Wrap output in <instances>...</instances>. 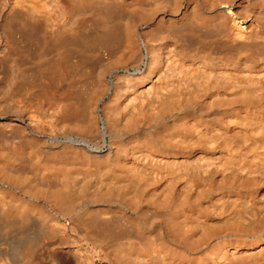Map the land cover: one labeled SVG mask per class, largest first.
<instances>
[{
    "label": "bare ground",
    "instance_id": "obj_1",
    "mask_svg": "<svg viewBox=\"0 0 264 264\" xmlns=\"http://www.w3.org/2000/svg\"><path fill=\"white\" fill-rule=\"evenodd\" d=\"M111 1L123 29L99 22L92 33L70 35L78 15L43 47L60 55L56 67L70 82L57 95L48 92L47 102L59 108L51 112L11 92L0 111L10 120L0 129L4 144L26 147L22 162L0 154V264H262L264 0H208L205 9L172 0L177 6L170 1L175 7L153 20L168 40L162 44L136 29L161 6ZM41 2L5 0L0 7L16 15L48 6ZM241 13L252 21L249 31L236 19ZM118 34L122 52L119 39L111 44ZM99 44L121 53L93 52ZM213 47L235 55L218 58ZM87 60L93 84L81 88L77 67ZM191 86H201L207 99ZM102 162L107 168L98 171Z\"/></svg>",
    "mask_w": 264,
    "mask_h": 264
},
{
    "label": "rangeland",
    "instance_id": "obj_2",
    "mask_svg": "<svg viewBox=\"0 0 264 264\" xmlns=\"http://www.w3.org/2000/svg\"><path fill=\"white\" fill-rule=\"evenodd\" d=\"M5 0H0V2H4ZM26 1V0H25ZM27 1H34L35 2V0H27ZM38 1V3H40L42 0H36V2ZM74 1V2H73ZM79 1V2H78ZM43 0L42 2H47V4H48V6H46L45 8L44 7H39V8H36V9H33V10H29V9H26V8H24L23 10H22V12L21 13H17L16 15L13 13V11L11 10V8H7V7H5V9L4 8H2V7H0V111H1V109H2V107L4 106V105H7V104H9L10 103V96H11V92H13V94L17 97V98H23V99H27V100H30L32 103H34L35 105H38V106H42V107H44V109H49L50 107H52V108H50V110L49 111H53L54 109H57V108H59V107H56L57 106V103L55 104V102L54 101H49L48 100V102H47V100H46V98L48 97V92H52V93H54V94H58V92H60L61 91V89L63 90V88L65 87H68V86H70V85H68L70 82H67V81H69L66 77V75H61V69H60V71L58 70V68L56 67V64L58 63L57 62V60L56 59H58V61H59V58H60V55H56V53L54 52V51H56L53 47L52 48H50V49H53L54 51L52 52V50L50 51V49L49 50H45L44 48H45V43L46 44H48L47 43V41H50V43L49 44H51V43H53V39L54 40H56L55 39V37H56V33L55 32H57L58 31V33H60V32H62L63 30H65L67 27H66V25H68V23L69 24H71V21L70 20H74V18H75V16H77V18H78V15H79V18L75 21V24L76 25H74L73 26V24H74V22H73V24H71V28H70V30H72V32H70V30L68 31V32H70V35L73 33V31H74V29H75V31H76V34H79V32L80 33H84V32H82V31H85V33H89V32H91L92 33V31H96V28L98 27V29H99V25H103V24H105V26H108V27H111V25L112 26H114V25H119V28L120 29H123V27H124V24H121L122 22L124 23L125 22V20L124 21H122V20H119L118 18H117V16L116 15H114L115 17H116V19L115 18H113L114 16H113V14H112V12L110 11V8H114V3H113V1H111V0H107V1H103V0H91L92 1V3H91V1L90 0ZM81 1V2H80ZM83 1L85 2V4H87L86 6H85V4H83ZM88 1H90V2H88ZM94 1H95V5H94ZM97 1V2H96ZM102 2V3H99V2ZM108 1H110V3L108 2ZM159 1V2H158ZM144 0L143 1V3H141V4H143L142 6H144L145 8L146 7H148V8H152V7H156V6H158V7H160V9H162V10H159L160 12H158V10L156 11L157 13H155V15H148L147 17H146V19H143V21L142 20H139L138 22H137V30L140 32V31H142L143 29H146L147 31L149 30V34H148V36H149V38H147V39H149V40H151L150 42H152L153 44H162V43H166V42H168V40L166 39V38H164L163 37V34H160L159 35V32H158V30H161L160 28V26H158V24L156 23V22H154L153 20L155 19V20H157V19H159L160 17H161V15H162V13L163 12H167V11H169L168 10V8L172 5V4H170V1L172 2V0H169V2L166 0ZM41 2V3H42ZM146 2H149V3H146ZM152 2H153V4H152ZM155 2H158L159 3V5H158V3H155ZM167 2V3H166ZM77 3H79V4H77ZM98 3V4H97ZM103 3H105V5H102ZM107 3H109V4H107ZM161 3H163V4H161ZM166 3V4H165ZM169 3V4H168ZM173 4H175V6H177V4L179 5V6H184L185 4L187 5V4H189L190 5V7H195V5H197L196 7H198L199 6V8L200 9H205L204 7H211V2L209 3V1L208 0H178V2H177V4H176V2L174 3V2H172ZM198 3V4H197ZM209 3V4H208ZM54 4H57V5H54ZM91 4V5H90ZM100 4V5H99ZM109 5V8L107 7V5ZM146 4H148V5H146ZM152 6H151V5ZM97 5H99L100 6V8H103L104 10H101L100 8H99V6H97ZM114 5V6H113ZM150 5V6H149ZM168 5H170V6H168ZM83 6H85V7H83ZM89 6V7H88ZM103 6V7H102ZM165 6V7H164ZM173 7H175L174 5H172ZM80 7V8H79ZM97 7V8H96ZM116 7V6H115ZM75 8V9H74ZM85 8V9H84ZM10 9V10H9ZM77 9V10H76ZM81 11H80V10ZM98 9V10H97ZM106 9V10H105ZM227 9H229V8H226V10ZM9 10V11H8ZM95 10V11H94ZM101 11V13L99 14L97 11ZM103 11V12H102ZM104 11H107V15L109 14V16H108V18H107V16H106V14L104 15L103 13H104ZM12 12V13H11ZM89 12V13H88ZM109 12V13H108ZM110 12H111V14H110ZM10 13V14H9ZM97 13H98V15H97ZM12 14V15H11ZM32 14V15H31ZM102 14V15H101ZM13 15H15L14 16V18L15 17H18L17 19L15 18V21H14V19H13V21H12V23L13 24H10L9 22H8V18H10L11 16H13ZM111 15V16H110ZM241 15L242 16H240V17H238L237 16V21H241V22H243V25H244V28L245 29H247L248 31L250 30V28H251V22L252 21H250V20H245V18H244V14L243 13H241ZM34 16V17H33ZM95 16V17H94ZM100 16V17H99ZM106 16V17H105ZM149 16H151L152 18H150ZM160 16V17H159ZM99 17V18H98ZM102 17V18H101ZM25 18V19H24ZM110 18V19H109ZM111 18H113V19H111ZM18 19H19V21H18ZM22 19L24 20V21H22ZM27 19H28V22H27ZM103 19V20H102ZM151 19V21L149 22V20ZM31 22H30V21ZM84 20H86V21H84ZM108 20H109V22H108ZM120 21V22H119ZM144 21H146V23L144 22ZM6 22V23H5ZM18 22V23H17ZM34 22V23H33ZM84 22H86V23H84ZM99 22H100V24H99ZM7 23H9V25H7ZM20 23V24H19ZM67 23V24H66ZM89 25H88V24ZM6 24V25H5ZM15 24V25H14ZM27 24V25H26ZM30 24H32L31 26H30ZM93 24V25H92ZM94 24H99V25H94ZM141 24V25H140ZM142 24L144 25V24H149L150 25V27L149 28H147V27H145V25L143 26V27H140V26H142ZM13 26V27H11V26ZM26 25V26H25ZM29 25V26H28ZM84 25H85V27H84ZM101 25V28L103 27ZM253 25V24H252ZM10 26L11 27V29L12 30H10L8 27ZM30 27V28H32L31 30H32V32H31V30L30 29H28V27ZM78 26V27H77ZM79 26L82 28V30H80L79 29ZM68 27H69V25H68ZM91 27V28H90ZM95 29H94V28ZM7 28V29H6ZM17 29V28H19L20 29V31H18V30H15V32H14V29ZM23 28V29H22ZM57 28V29H56ZM76 28H77V30H76ZM84 28H86V29H84ZM152 28V29H151ZM36 29H38V31L36 30ZM45 29V30H44ZM97 29V30H98ZM142 29V30H141ZM8 30V31H7ZM27 30H29V32L27 31ZM34 30V31H33ZM36 30V31H35ZM90 30H92V31H90ZM154 30V31H153ZM261 31H263L264 32V27H262L261 29H260ZM44 31V32H43ZM74 31V32H75ZM78 31V32H77ZM86 31H88V32H86ZM155 31H156V33H155ZM10 32V33H9ZM11 32H12V34H11ZM37 32V33H36ZM67 32V33H68ZM158 32V33H157ZM14 33V34H13ZM31 33H33V35H35V36H33ZM57 33V34H58ZM154 34L153 35V38H151L152 36H150V35H152V34ZM161 33V32H160ZM120 34V33H119ZM116 35V36H118V37H115L114 38V40L115 41H113V40H111L112 41V43L111 44H113V43H115L116 45H119L120 44V46H122V47H120L122 50H121V52L123 51V49H124V47H123V44L121 43L122 41H123V37L121 36V35ZM213 34V33H212ZM9 35H13V36H9ZM28 35V36H27ZM33 36V37H31V36ZM39 35V36H38ZM41 35H43V36H41ZM55 35V36H54ZM68 35V34H67ZM67 35H65L67 38H68V36ZM69 35V36H70ZM202 35H203V33H202ZM205 35V36H204ZM204 37L203 38H205V39H208V40H211V37H210V35L211 34H207V37H206V34L204 33ZM22 36V37H21ZM26 38H25V37ZM47 37V38H45V37ZM52 36V37H51ZM120 36V37H119ZM32 38V40H34V42L33 41H31V42H33L34 43V46H35V48H32V47H34V46H31V45H33V43H31V42H28L27 40H29L28 38ZM44 37L45 38V40H44V38L42 39V38ZM49 37V38H48ZM65 37V38H66ZM162 37V38H161ZM14 38V39H13ZM70 38V37H69ZM151 38V39H150ZM159 39V40H157V39ZM213 38H216V36L214 35V37L212 36V39ZM11 39H13V41H11ZM25 39V40H24ZM42 39V40H41ZM113 39V38H112ZM116 39H119V44H117L118 43V41L116 40ZM154 39V41H152ZM156 39V40H155ZM44 40V41H43ZM40 41H42V42H44V43H42V42H40ZM116 41H117V43H116ZM6 42H8V43H6ZM11 42V44H16L15 46L14 45H12V46H14L13 48H15V51L17 52V50H20V51H18V52H20L19 54H20V56H19V54H16V52L15 53H13V54H16L17 56H15V55H13L12 53H11V55L10 54H8V48H9V46H8V44ZM17 42V43H16ZM38 42V43H37ZM170 42V41H169ZM19 43V44H18ZM25 43V44H24ZM39 44V45H38ZM43 44H44V46H43ZM54 44V43H53ZM108 44H109V42H108ZM110 44V47L112 48V45ZM113 45V50H112V52H114V55H118L119 53H121L119 50H120V48L118 47V46H116V45ZM122 44V45H121ZM18 45H20V46H18ZM52 45V44H51ZM22 46V47H21ZM29 46H30V50H29ZM39 47V49L37 48V47ZM102 45H96V47L94 48V50H93V52L95 51H98V50H100L101 51V49L100 48H102V53H103V55H105L106 57L109 55L108 54V52L109 53H112L111 52V50H109L110 49V47H109V49H108V47L106 48V50H104L103 49V47H101ZM104 46V45H103ZM106 46H107V43H106ZM28 47V48H27ZM44 47V48H43ZM49 47H51V46H49ZM37 48V49H36ZM217 47H213L212 49H211V51L215 54V56L216 57H218V58H223L224 56H226V58H228L229 56H227V55H225V54H228V55H235V52L233 53V52H227V51H224V52H222V50H220L219 48H217ZM27 51H26V50ZM32 49H36V50H32ZM42 49H43V51H42ZM208 49H210V48H207V50ZM41 50V51H40ZM44 50H45V52H44ZM30 51V52H29ZM40 51V52H39ZM48 51H50V53H48ZM118 51H119V53H118ZM210 51V50H209ZM17 52V53H18ZM28 52V53H27ZM38 52V53H37ZM54 53V54H52V53ZM43 53H47L46 55H47V57L45 56V54L43 55ZM58 53V52H57ZM223 53V54H222ZM230 53V54H229ZM233 53V54H232ZM7 54L9 55V56H7ZM48 54H50V55H48ZM52 54V55H51ZM221 54H222V57H221ZM243 54V56L242 57H244V53H242ZM28 55V56H27ZM13 56V57H12ZM57 56H59V58L57 57ZM104 56V57H105ZM260 58H263L264 57V55L263 54H260ZM263 56V57H262ZM20 57H22L23 59H24V61L22 60V58H20ZM32 57V58H31ZM38 57V58H37ZM55 57V58H54ZM48 58V59H47ZM234 58V57H233ZM27 59V60H26ZM41 60V62H39L40 60ZM80 60L82 59L83 60V58H79ZM45 60V61H44ZM47 60V61H46ZM57 62H55V61ZM78 60V58H73V61H77ZM84 60H86L85 58H84ZM49 61H50V63H52V64H50L49 63ZM82 62V61H81ZM80 62V63H81ZM84 62V61H83ZM83 62H82V68H81V70L83 71H81L80 70V67H81V65L80 64H78L77 66V68H78V71L76 72V74H78V76H79V74H81L79 77H82L81 79L77 76V78H79V80H78V82H77V84L76 85H78V87H81V88H84L85 86H87V87H90V86H92V84H93V82H92V79L90 78L89 79V77H90V71L92 70L91 69V67L94 69V65H92V66H88L89 64H88V62H90V61H88L87 60V62L85 63V64H83ZM23 63V64H22ZM35 63H37V64H35ZM44 63V64H43ZM54 63V64H53ZM56 63V64H55ZM261 63H263L264 64V61H262ZM39 65V66H38ZM46 65V66H45ZM58 65V64H57ZM36 66H38V67H36ZM42 67V69H40ZM44 67V68H43ZM54 67H56V68H54ZM87 67V68H86ZM38 68V69H37ZM87 70H86V69ZM90 68V69H89ZM145 68V65H142V70ZM54 69V70H53ZM38 72H37V71ZM41 70V71H40ZM43 70V71H42ZM87 72H86V71ZM46 71V72H45ZM54 71H56V72H54ZM82 72V73H79V72ZM93 71V70H92ZM34 72H35V74H36V76H35V74H34ZM88 72H90V73H88ZM131 72H133V69L131 68ZM38 73V74H37ZM45 73V74H44ZM86 73V75H88V76H85L84 74ZM31 74H32V76H31ZM46 74H48V75H46ZM56 74V75H55ZM120 75L121 76H125V75H128V73L127 72H124V71H121V73H120ZM30 76V77H29ZM65 76V77H64ZM84 76V77H83ZM22 77H24V78H22ZM34 77H35V79H34ZM43 77H45V78H43ZM57 77V78H56ZM64 77V78H63ZM88 77V78H87ZM19 78V79H18ZM51 78V79H50ZM17 79L19 80V82L17 81ZM30 79V80H29ZM32 79H34L33 80V82H32ZM36 79H38V80H36ZM40 79V80H39ZM56 79V80H55ZM58 79V80H57ZM65 81H64V80ZM21 80V81H20ZM25 82H24V81ZM61 80V81H60ZM67 80V81H66ZM83 80H85V81H83ZM37 81V82H36ZM41 81V82H40ZM81 81V82H80ZM80 82V83H79ZM88 82V83H87ZM25 83V84H24ZM30 83H34L33 85L31 84L30 85ZM37 85H36V84ZM83 83V87L81 86V84ZM41 84V85H40ZM87 84V85H86ZM20 85V86H19ZM22 85V86H21ZM45 85V86H44ZM126 85L127 84H125V83H123V84H121V88L122 89H125L126 88ZM31 86H33L32 88H31ZM37 86V87H36ZM23 87V88H22ZM35 88V89H34ZM86 88V87H85ZM190 88V87H189ZM42 89V90H41ZM45 90V92H44V90ZM188 91H194V90H198L199 92H200V95H201V93L203 92V89H202V87L201 86H191V89H188V88H186ZM201 90V91H200ZM45 93V94H44ZM202 96V95H201ZM217 97H219V94L217 93V92H215V93H213L212 94V96H211V98H213V99H215V98H217ZM202 98H204V100H206L207 99V96H202ZM206 98V99H205ZM49 99H50V97H49ZM54 100H55V98H53ZM52 100V99H51ZM56 102H58L57 100H56ZM54 104V105H53ZM154 104V103H153ZM56 105V106H55ZM58 105H59V102H58ZM155 106H152V104H150V109L151 110H155L156 109V104H154ZM56 107V108H55ZM153 107V108H152ZM51 111V112H52ZM9 121V122H8ZM7 122L8 123H10V120L9 119H3V116H0V129L4 126V125H7ZM6 128V126H4V129ZM1 130H3V129H1ZM5 134V133H4ZM4 134H0V139H4V140H0V145L2 146H0V154L1 153H3V154H5V155H7V153H9V154H12V156H10V157H12V158H15V159H17L19 162L21 161L22 162V157L23 158H25V155H26V147H25V144H20V145H14L11 141H9V142H11V143H9V142H7V144H4V143H6L5 141H8L7 139H5V138H3L5 135ZM260 134V133H259ZM3 136V137H2ZM259 136H261V137H263L264 136V133H263V136H262V134H260ZM5 137H7V136H5ZM108 140H109V137H108ZM3 143H2V142ZM99 141V143L101 144H103V142L99 139L98 140ZM246 141H248V140H246ZM5 146V147H4ZM22 146H23V148H22ZM16 147V148H15ZM2 148V149H1ZM14 148V150H16V151H14V150H12ZM18 148V149H17ZM19 148H21L20 149V152L19 153H21L20 155H19V153H17V150L19 151ZM4 151H6V152H4ZM9 151V152H8ZM10 151H11V153H10ZM12 151H14V152H12ZM16 152V153H15ZM15 153V154H14ZM22 153L24 154V156L22 155ZM22 155V156H21ZM8 156V155H7ZM18 156V157H17ZM84 162H82V164H83ZM102 165V166H101ZM99 167H101V169L99 168L98 169V171H103V169L105 170V168H107V166H106V164H104L103 162H102V164H101ZM26 170H28V169H26ZM96 170H97V168H96ZM25 172H27V171H25ZM33 173V172H32ZM35 174V173H34ZM165 185L167 184V182H165L164 183ZM263 187V188H262ZM260 189H262V194L264 193V182H263V184L261 183V186H260ZM16 191H18V190H15V189H13V193H15V195L16 194H20V192L18 193H16ZM211 197H213L214 196V193L213 194H211L210 195ZM264 198V195L262 196V199ZM208 200H210V198H206V199H204L203 200V203L205 204V206L206 207H208V206H210V203H209V201ZM207 202H208V204H207ZM208 205V206H207ZM230 206H232V204H230ZM228 207V206H227ZM198 217H204V216H198ZM262 222H261V226H264V213H263V216H262V220H261ZM159 225V228H158V230H161V232H165V231H169L170 232V230L169 229H167V230H165L164 228H163V225H161V224H158ZM233 236V237H232ZM231 238H234V235H231L230 236V238L229 239H231ZM39 251V250H38ZM262 264H264V261L262 262Z\"/></svg>",
    "mask_w": 264,
    "mask_h": 264
}]
</instances>
